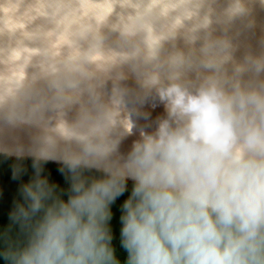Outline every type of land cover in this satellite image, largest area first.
I'll list each match as a JSON object with an SVG mask.
<instances>
[{
  "label": "clouds",
  "instance_id": "clouds-1",
  "mask_svg": "<svg viewBox=\"0 0 264 264\" xmlns=\"http://www.w3.org/2000/svg\"><path fill=\"white\" fill-rule=\"evenodd\" d=\"M258 10L0 0V264H264Z\"/></svg>",
  "mask_w": 264,
  "mask_h": 264
},
{
  "label": "trees",
  "instance_id": "trees-1",
  "mask_svg": "<svg viewBox=\"0 0 264 264\" xmlns=\"http://www.w3.org/2000/svg\"><path fill=\"white\" fill-rule=\"evenodd\" d=\"M11 161L0 164V190L3 191V197L0 198V225L7 223V212L11 206L12 198L16 192L17 183L11 178V170L9 164ZM50 168L53 169L54 175V166L50 165ZM57 179H60L59 176H56ZM27 179V177H25Z\"/></svg>",
  "mask_w": 264,
  "mask_h": 264
},
{
  "label": "water",
  "instance_id": "water-1",
  "mask_svg": "<svg viewBox=\"0 0 264 264\" xmlns=\"http://www.w3.org/2000/svg\"><path fill=\"white\" fill-rule=\"evenodd\" d=\"M240 44V51L243 52L245 48H250L253 51H258L261 39H264V11H257L256 25L254 28L245 30L237 38ZM240 53H238L239 55ZM156 111H162V108Z\"/></svg>",
  "mask_w": 264,
  "mask_h": 264
}]
</instances>
